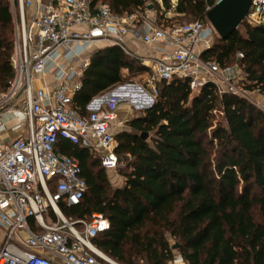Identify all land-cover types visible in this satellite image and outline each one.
Segmentation results:
<instances>
[{"label": "trees", "instance_id": "1", "mask_svg": "<svg viewBox=\"0 0 264 264\" xmlns=\"http://www.w3.org/2000/svg\"><path fill=\"white\" fill-rule=\"evenodd\" d=\"M102 1L120 15L147 8V0L92 3ZM160 2L158 19L171 26L177 18H203L215 0ZM13 54V14L9 0H0L2 91L14 77ZM201 56L222 67L236 61L245 69L242 86L264 95V19L257 25L243 21L228 38L216 35ZM148 70L118 45L99 48L75 105L84 109L95 95ZM158 89L154 106L137 111L116 133L125 162L117 169L122 187L111 186L98 155L58 142L87 182L81 203L65 205V213L107 217L110 228L93 241L122 264H169L177 252L187 264H264V111L242 96L217 94L211 83L193 92L188 79L164 80ZM217 112L222 121L214 123Z\"/></svg>", "mask_w": 264, "mask_h": 264}, {"label": "built area", "instance_id": "2", "mask_svg": "<svg viewBox=\"0 0 264 264\" xmlns=\"http://www.w3.org/2000/svg\"><path fill=\"white\" fill-rule=\"evenodd\" d=\"M218 1L207 5L203 18L170 26L141 10L120 15L92 0H9L14 77L0 90V132L15 120L12 129L20 133L0 144V264H122L93 241L110 228L107 217L65 213V205L81 203L87 182L79 162L57 144L64 139L87 148L103 168L115 172L121 164L115 131L119 109L154 106L159 82L188 79L193 92L211 83L219 95L248 99L250 91L238 86L244 67H222L201 56L218 35L206 16ZM263 19L264 0H252L244 21L257 25ZM132 32L159 55L139 56L127 44ZM102 41L120 46L149 70L144 83H117L82 109L75 94L91 62L90 48ZM169 264L187 262L177 252Z\"/></svg>", "mask_w": 264, "mask_h": 264}, {"label": "rangeland", "instance_id": "3", "mask_svg": "<svg viewBox=\"0 0 264 264\" xmlns=\"http://www.w3.org/2000/svg\"><path fill=\"white\" fill-rule=\"evenodd\" d=\"M176 0H172V2H175ZM159 2L160 0H147V8L145 10H143L144 14L151 16V18L153 20H155V22L159 23V24H165V20H159L158 18V9L160 8L159 6ZM103 4H106L104 1H102ZM161 3V2H160ZM169 15H171L172 13H168ZM141 20L142 19H138ZM192 20H188L184 17L182 18H177L176 20L173 21V24H186L191 22ZM167 24V23H166ZM169 24V23H168ZM147 46V45H146ZM146 49H148V47H146ZM148 53H151V51H148ZM231 66H235L236 68L239 69V67H242L239 63H237L236 61L231 65ZM145 78H146V74L144 73H140V74H135L134 76H130V80H134L136 82L139 83H144L145 82ZM242 81H239L238 86H242V82L245 79V75L242 77ZM248 99L251 103H253L257 108H259L260 110L264 111V95H261L259 93L250 91V94L247 95ZM138 112L136 110H132L129 107H127L126 105H122L119 109L118 112V117L117 120L115 121V131L116 133L120 132L122 129H124L126 127V121L133 118ZM216 118L214 120V123H218L222 121V116L219 112L216 113ZM125 166V162L121 161L120 167H124ZM119 167V168H120ZM108 177H109V181L112 187H117L118 185V181H119V176L120 173L118 171L115 172H107ZM1 241H2V233H0V245H1ZM171 242L173 243L174 241L171 240Z\"/></svg>", "mask_w": 264, "mask_h": 264}, {"label": "water", "instance_id": "4", "mask_svg": "<svg viewBox=\"0 0 264 264\" xmlns=\"http://www.w3.org/2000/svg\"><path fill=\"white\" fill-rule=\"evenodd\" d=\"M162 2L164 0H161ZM252 0H219L208 12L207 18L215 28L219 37L231 36L244 21L249 12ZM147 135H143L146 137ZM178 244L173 246L174 249Z\"/></svg>", "mask_w": 264, "mask_h": 264}, {"label": "crops", "instance_id": "5", "mask_svg": "<svg viewBox=\"0 0 264 264\" xmlns=\"http://www.w3.org/2000/svg\"><path fill=\"white\" fill-rule=\"evenodd\" d=\"M151 20V16H148ZM139 26V24H135L134 28ZM127 44L139 55V56H146V57H153V56H158V48H155L153 46H149L145 43H143L139 38H136L132 33H129L127 36ZM108 45H113L110 42L102 41L97 43L95 46H92L90 48V53L92 54L95 50L108 46ZM148 47V49H146ZM148 51H151V53H148ZM47 81L48 83H53V77L52 76H47ZM39 85V84H37ZM8 116H6L7 118ZM9 120V119H8ZM15 124V120H9L8 123V128L0 132V144L7 143L12 137L20 133V130H13L12 127ZM125 179L122 176H119V181H118V186L117 187H122L124 185Z\"/></svg>", "mask_w": 264, "mask_h": 264}]
</instances>
